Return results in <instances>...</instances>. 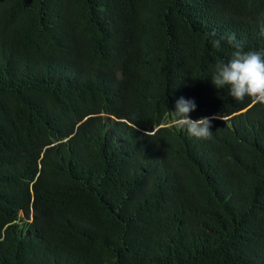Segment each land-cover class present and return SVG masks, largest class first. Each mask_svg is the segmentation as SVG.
I'll return each instance as SVG.
<instances>
[{
    "label": "trees",
    "instance_id": "1",
    "mask_svg": "<svg viewBox=\"0 0 264 264\" xmlns=\"http://www.w3.org/2000/svg\"><path fill=\"white\" fill-rule=\"evenodd\" d=\"M233 33L264 50V0H0V264H264V104L211 83Z\"/></svg>",
    "mask_w": 264,
    "mask_h": 264
},
{
    "label": "clouds",
    "instance_id": "2",
    "mask_svg": "<svg viewBox=\"0 0 264 264\" xmlns=\"http://www.w3.org/2000/svg\"><path fill=\"white\" fill-rule=\"evenodd\" d=\"M222 39L225 38L213 39V47L220 49ZM226 40L233 51L227 61L221 60L215 65L211 76L212 85L216 89L226 88L229 95L238 102L248 97L255 103L264 104V50H245L234 33L228 34ZM195 109L193 100L181 97L171 113L178 127L186 129L197 138H209L212 135L211 118L191 119L190 113ZM132 119L135 120L136 117L133 116Z\"/></svg>",
    "mask_w": 264,
    "mask_h": 264
}]
</instances>
